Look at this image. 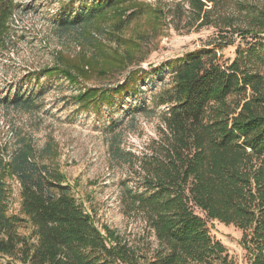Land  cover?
Masks as SVG:
<instances>
[{"label":"trees","instance_id":"trees-1","mask_svg":"<svg viewBox=\"0 0 264 264\" xmlns=\"http://www.w3.org/2000/svg\"><path fill=\"white\" fill-rule=\"evenodd\" d=\"M161 4L98 0L61 17L54 26L79 52L57 53L55 65L30 76L64 79L78 89L80 111H99L152 72L139 53L171 14L189 29L216 30L204 47L171 62L169 84L153 94L152 107L138 110L147 118L159 111L160 119L143 152L121 149L111 124V154L133 175L120 182L122 211L141 222L140 232L99 228L51 162L54 148L38 149L32 136L15 131L10 147L0 143V257L8 264H235L212 237V221L239 230L248 264H264V0ZM16 7L0 0V46ZM144 17L150 32L135 30ZM228 47H235L233 59L220 54ZM9 106L37 108L21 95ZM9 181L19 185L16 214Z\"/></svg>","mask_w":264,"mask_h":264},{"label":"rangeland","instance_id":"rangeland-1","mask_svg":"<svg viewBox=\"0 0 264 264\" xmlns=\"http://www.w3.org/2000/svg\"><path fill=\"white\" fill-rule=\"evenodd\" d=\"M97 1L15 0L17 7L9 22V32L0 46V143L10 147L17 131L25 137L32 136L38 149L51 145L57 153L51 162L66 176L78 203L96 225L99 228L108 225L122 234L139 233L141 222L128 221L122 211L120 182L133 175L127 166L118 165L111 154V124L116 122L117 131L121 132V149L137 155L143 152L151 140L157 138L160 119L159 111L147 118L138 110L152 107L153 94L169 84L171 62L204 47L216 30L212 27L198 29V24L189 29L186 19L177 24L171 14L167 26L161 33L154 34L156 37L139 53L142 67L152 72L123 99L116 98L113 107L84 112L78 109L75 100L76 87L62 78H41L37 82L35 76H30L55 65L59 61L57 53L71 58L77 55L79 49L59 34L54 23ZM160 1L174 7L182 0ZM140 2L157 6L158 0ZM133 25L138 32L152 30L147 17ZM175 27L182 30L177 31ZM220 54L233 59L235 47L225 48ZM150 65L153 68H149ZM126 75H119L113 83L123 82ZM16 95L32 97L37 108L27 112L9 106ZM9 185L13 193L10 214H16L20 208L19 185L15 181H9ZM208 227L214 240L227 249L235 264H248L247 254L240 245L242 233L239 230L217 221L210 222ZM0 264L8 263L0 257Z\"/></svg>","mask_w":264,"mask_h":264}]
</instances>
